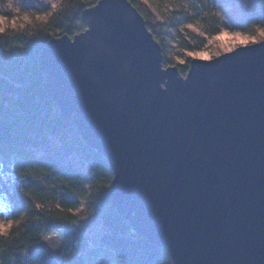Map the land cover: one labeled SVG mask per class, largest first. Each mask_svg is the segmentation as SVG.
<instances>
[{
	"label": "water",
	"instance_id": "obj_1",
	"mask_svg": "<svg viewBox=\"0 0 264 264\" xmlns=\"http://www.w3.org/2000/svg\"><path fill=\"white\" fill-rule=\"evenodd\" d=\"M81 20L39 69L110 165L113 207L172 264H264V41L193 59L184 78L131 1Z\"/></svg>",
	"mask_w": 264,
	"mask_h": 264
},
{
	"label": "trees",
	"instance_id": "obj_2",
	"mask_svg": "<svg viewBox=\"0 0 264 264\" xmlns=\"http://www.w3.org/2000/svg\"><path fill=\"white\" fill-rule=\"evenodd\" d=\"M129 1L159 41L150 9L140 0ZM191 2L196 15L208 21L206 0ZM92 5L64 0L51 24L63 30L60 36L73 37L86 29L81 14ZM51 38L45 27L0 33V201L7 202L14 221L8 234H0V260L34 264L31 245L42 249L46 264H172L166 249L135 233L113 207L110 165L86 145L73 119L65 118L49 95L48 77L39 69V58ZM18 41L27 46L24 53L13 46ZM179 69L188 72L184 66ZM53 138L58 143L48 155L35 152L37 147H48ZM73 155L89 165L87 182L73 163ZM65 156L70 159L60 158ZM23 171L29 173L27 186L18 182ZM23 193L31 194L22 197ZM85 198L98 217L92 226L100 224L101 231L95 237L74 233L70 241L67 235L74 225L70 222L79 220L74 211ZM53 234L66 236L62 260L44 242V236Z\"/></svg>",
	"mask_w": 264,
	"mask_h": 264
},
{
	"label": "rangeland",
	"instance_id": "obj_3",
	"mask_svg": "<svg viewBox=\"0 0 264 264\" xmlns=\"http://www.w3.org/2000/svg\"><path fill=\"white\" fill-rule=\"evenodd\" d=\"M64 0H14L11 9L6 7L7 0H0V16L4 17L0 28L4 32L17 33L24 30H35L45 27L47 32L54 37H60L63 30L56 28L51 24L54 15L58 13L63 5ZM89 5L95 6L100 0H83ZM152 12V22L155 25L159 42L163 46V67L184 66L190 70L191 61L197 57L198 53H206L208 59L217 58L225 53L232 52L239 47L248 46L264 41V36L261 35L258 29H264V0H248L252 5L249 8H243L240 4H236L234 9L226 14L222 8L215 5L213 0H206L208 21L203 19V16L196 15L191 0H140ZM51 3H56L55 9L51 8ZM19 9V10H16ZM231 19L228 20L227 17ZM24 17H27L25 20ZM39 17V19H37ZM186 18H191V22L185 21ZM15 20V25L13 24ZM227 20V23H226ZM169 23V24H166ZM86 27V26H85ZM227 28V29H226ZM216 30V34L211 32ZM228 30L235 33L241 38H247V43H229L225 47H221L219 43L206 48L209 41ZM83 32V31H82ZM81 33V32H80ZM255 41V43H253ZM13 46L24 53L26 45L22 42H14ZM205 48V49H204ZM180 76L186 78L187 73H182L179 69ZM58 140L53 138L48 147H37L35 152L40 155H48V150L54 147ZM63 160H69V156ZM73 163L84 173V179L87 182L89 165L82 161L78 155L72 156ZM87 191H89L87 187ZM90 192V191H89ZM75 214L79 217L76 224L73 225L67 237L70 241L73 239L74 233L86 234L95 237L100 231V224L92 226L94 221H98L95 210L90 206L88 199H80L79 207ZM14 221L9 218V208L7 202L0 201V226H3L6 231L0 233L8 234ZM44 242L55 253L59 260L65 256L66 236L49 235L44 236Z\"/></svg>",
	"mask_w": 264,
	"mask_h": 264
},
{
	"label": "snow or ice",
	"instance_id": "obj_4",
	"mask_svg": "<svg viewBox=\"0 0 264 264\" xmlns=\"http://www.w3.org/2000/svg\"><path fill=\"white\" fill-rule=\"evenodd\" d=\"M13 3H14V0H7V4H6V7L11 9L13 7ZM213 3L223 9H227V8H230L236 4H240L241 7L243 8H249V7H252V5L248 2V0H213ZM57 7V4L56 3H51V8H56ZM16 10H19V9H16ZM226 16H227V12L225 13ZM37 19H39V17H37ZM228 20L231 19L230 16L227 17ZM3 21H4V17L0 16V25L3 24ZM13 23H15V20H13ZM226 23H227V20H226ZM261 33V35H264V29H258ZM3 31H0V33H2ZM224 36L227 37V33H224ZM253 43H255V41H253ZM194 59H196V57H193ZM29 176V173L27 171H23L21 174H20V177H19V184L21 185H25L27 186V184L30 182L28 180H26L25 178ZM31 193H23L22 194V197H27L29 196ZM36 220H39L40 217L39 216H36L35 217ZM71 224H76L77 222L75 220H72L70 222ZM6 231V229L3 228V226H0V233ZM6 243V242H5ZM40 242L38 241L37 244H39ZM32 247V252H31V256H32V259L34 261V264H46V261L42 258V249H40L39 247H36V246H31ZM0 264H3V261L0 260Z\"/></svg>",
	"mask_w": 264,
	"mask_h": 264
},
{
	"label": "bare ground",
	"instance_id": "obj_5",
	"mask_svg": "<svg viewBox=\"0 0 264 264\" xmlns=\"http://www.w3.org/2000/svg\"><path fill=\"white\" fill-rule=\"evenodd\" d=\"M235 5L227 8V9H223V12L227 14H229L233 9H234ZM227 29V28H226ZM224 33H227V37L224 36ZM215 42L219 43V45L221 47H225L226 45H228L229 43H247L248 40L247 38H241L238 35H236L235 33H232L228 30H224L223 32H221L220 34H218L214 40L209 41L206 45V48L212 46L215 44ZM205 49V48H204ZM197 57H199L200 59H208V55L206 53H198Z\"/></svg>",
	"mask_w": 264,
	"mask_h": 264
},
{
	"label": "clouds",
	"instance_id": "obj_6",
	"mask_svg": "<svg viewBox=\"0 0 264 264\" xmlns=\"http://www.w3.org/2000/svg\"><path fill=\"white\" fill-rule=\"evenodd\" d=\"M53 9H55V8H53ZM24 19L26 20L27 19V17H24ZM3 23H7L6 21H3ZM16 23V22H15ZM15 23H13L14 25H15ZM0 31H4V29L3 28H0ZM262 36H264V35H262Z\"/></svg>",
	"mask_w": 264,
	"mask_h": 264
}]
</instances>
